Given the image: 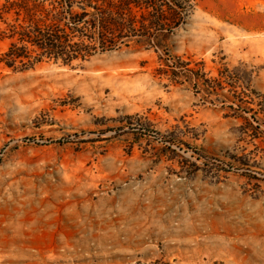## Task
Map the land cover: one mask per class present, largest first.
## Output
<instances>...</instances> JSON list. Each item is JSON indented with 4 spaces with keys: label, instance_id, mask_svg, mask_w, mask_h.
I'll list each match as a JSON object with an SVG mask.
<instances>
[{
    "label": "rangeland",
    "instance_id": "obj_1",
    "mask_svg": "<svg viewBox=\"0 0 264 264\" xmlns=\"http://www.w3.org/2000/svg\"><path fill=\"white\" fill-rule=\"evenodd\" d=\"M193 4L155 46L0 64V264H264V0Z\"/></svg>",
    "mask_w": 264,
    "mask_h": 264
},
{
    "label": "trees",
    "instance_id": "obj_2",
    "mask_svg": "<svg viewBox=\"0 0 264 264\" xmlns=\"http://www.w3.org/2000/svg\"><path fill=\"white\" fill-rule=\"evenodd\" d=\"M195 0H2L0 64L24 72L43 63L80 65L131 44L155 46ZM211 88L220 87L212 80ZM220 84V85H219Z\"/></svg>",
    "mask_w": 264,
    "mask_h": 264
}]
</instances>
